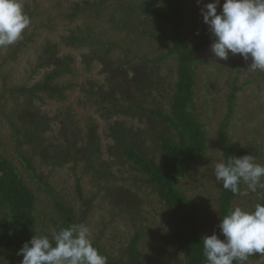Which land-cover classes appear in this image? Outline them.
Segmentation results:
<instances>
[{"label": "trees", "instance_id": "16d2710c", "mask_svg": "<svg viewBox=\"0 0 264 264\" xmlns=\"http://www.w3.org/2000/svg\"><path fill=\"white\" fill-rule=\"evenodd\" d=\"M109 6L110 11L107 13ZM39 7L35 3L25 5V13L33 18L39 14L37 13ZM62 15L71 20L85 16H93L99 20L105 15L110 27L102 32L98 31L97 25L89 22L85 28L61 35L60 41L45 42L43 54L59 58L62 45L78 48L98 44V49L86 55L88 68L94 57L108 55L114 48L121 47L128 53L134 54L135 58L142 59V66L136 74L133 88L125 89L120 85L116 89V96H110L91 87L87 97L88 102L96 106V111L107 121L115 116H124L142 121V124L147 123L145 122L147 117L154 122L155 128L151 130L152 134H149L145 127L136 130L125 125V120L123 122L114 120L115 123L110 125L108 136L114 139L118 144V150L131 162L132 169L139 174L135 175L134 184L136 186L139 182L146 184L158 199V205L150 210L145 206L146 201H137L133 204L118 182L119 180L127 182L130 178H119L112 172L108 163L100 161L98 124L94 119L88 120V126L83 133L84 139L88 142L83 155L70 157L84 163L82 173H92L93 183L98 188L97 192L87 198L83 195L81 177L75 178L76 197L73 199H77L79 208L73 205L72 198L67 193L58 197L50 192L51 188L45 181L47 176L36 171L33 157L27 150L23 152L17 149L19 157L33 177L40 182L41 188H46L50 192L48 198L54 206L40 207L36 189L33 190L28 185L7 152L0 147V264H20L23 257L17 253L36 233L50 235L53 229L59 230L72 224L88 225L96 210L95 198L101 193V196L110 203L107 210L110 214L109 218L112 219L110 222L126 221L120 229L113 226L112 230L107 232L108 227L104 224L98 226L99 231L96 236L90 234L94 246L107 257V264H154L153 259L158 254L164 255L165 252L171 251L173 253L170 264H207L202 245V238L205 235L199 226L200 209L194 195L182 188L181 180L201 164L209 145L206 125L200 118L201 114L196 104L198 95L196 68L198 64L203 63V59H197V55L211 42L209 29L206 30L208 39L190 43L189 37L194 35L195 31L194 29L191 31L187 22L190 14L185 6V0H82L81 4L74 3L71 12ZM44 27H48L47 24L37 25V29ZM121 31L137 35L138 38L144 39L147 36L160 42L166 41L169 46L164 54L149 60L147 56L135 53L132 45L127 46L124 40L117 41L111 37L114 32ZM170 56L176 57L177 79L171 96L170 111L166 112L159 107H147L145 101L151 98L153 88L166 79L159 75L157 68L162 60ZM70 57L67 59L72 61ZM68 60L48 71L43 81L34 87H16L15 90L32 94L33 91L40 90L47 93L50 98L60 99L57 96L62 94L63 90L55 80L68 72H74ZM128 63L131 64V61L129 60ZM137 64L131 65L132 68L139 70V67L135 66ZM112 67L113 63H110L106 70ZM241 89L242 85H236L235 81L227 96V112L218 129L224 161L231 156H244L252 145L243 150H236L227 132L235 110L237 94ZM1 100L0 93V106ZM69 124H65L63 132L66 135L68 133L71 140L72 131ZM45 126V118L42 117L17 124L16 128L19 132L15 134L18 142L16 147L26 142L31 144L34 142L33 139H37L39 146L46 149L41 135ZM148 142L151 143V147L146 146ZM144 143L145 148H151L154 152L153 156L146 154ZM74 147L75 145L72 144L67 153L72 152ZM243 186L244 184H241V191ZM239 197L240 194H233L220 186L217 198L218 213L211 235L214 232L219 235L220 219L228 214ZM248 203H251L252 208L256 203L264 204V195L253 202L247 201ZM146 223L149 226H146ZM149 229L152 232H149ZM119 233L126 237L120 244ZM146 237L149 238L148 241H145ZM105 241L109 244L106 245ZM116 245H120V254L113 256L108 246L113 249ZM145 246L148 247L147 253L144 252ZM263 257L264 255L257 253L250 256L247 262H257Z\"/></svg>", "mask_w": 264, "mask_h": 264}, {"label": "rangeland", "instance_id": "374dc122", "mask_svg": "<svg viewBox=\"0 0 264 264\" xmlns=\"http://www.w3.org/2000/svg\"><path fill=\"white\" fill-rule=\"evenodd\" d=\"M81 1L21 0L23 8L25 5L34 3L40 7L37 10L39 14L33 18L26 13L30 23L22 38L11 46L0 47V93L2 95L0 147L7 152L28 185L33 190L36 189L40 207L54 206V203L50 202L48 198L50 192H53L58 197L67 193L71 196L73 205L79 208L80 205L77 199H73L76 197L74 192L75 178L81 177L83 195L87 198L97 192L98 188L93 183L92 173H82L84 163L70 157L83 155L84 148L88 143L84 139L83 133L88 126V120L94 119L98 124L100 161L108 163L112 172L119 178H130V181L127 182L119 180V186L126 191L125 194L132 200L133 204L137 201H146V208L151 210L152 207H157L158 199L146 184L140 182L137 186L134 184L133 179L135 175L138 176L139 174L132 169L131 162L121 154L118 150V144L112 137L108 136V132L110 125L115 123L114 120L120 122L125 120V125L128 127L136 130L145 127V129H148L147 133L152 134L151 130L155 128L154 122H151L150 118L147 117V121L144 120L147 123L142 124V121L124 116H115L112 120L107 121L96 111L97 107L88 102L87 97L88 90L91 87H94L96 91H101L102 94L106 93L110 96H116V89L120 85H123L125 89L127 87L133 88L136 74L142 66V59L135 58L134 54L128 53L120 47L114 48L112 53L108 55L94 57L90 68H88L86 55L98 49V44L78 48L62 45L59 58L47 56L42 52L45 42L60 41L61 35H67L75 29L85 28L89 22L97 25L98 31H107L110 24L105 15L99 20H96L93 16L71 20L62 15L71 12L74 3L79 2L81 4ZM209 2H213V0H202L200 4L197 3V0H185V6L190 14L187 22L191 31L193 29L195 31V34L189 37L191 44L209 38L206 31L209 26L204 23L201 14V8ZM223 3L224 0H221L218 12L222 10ZM109 11L110 6L107 13ZM40 24H47L48 27L37 29V25ZM111 37L117 41L124 40L127 46L132 45V50L135 53L140 56L145 55L149 60L164 54L169 46L166 41L160 42L158 39L154 40L147 36L144 39L138 38L137 35L127 34L125 31L114 32ZM210 40L211 42L198 53L197 59H203V63L198 64L196 68L198 92L196 104L198 112L201 114L200 118L206 125L209 145L201 164L193 168L188 176L181 180L182 188L187 193L193 194L197 200L201 213L199 226L205 236L211 235L218 213L217 198L222 185L215 179L214 165L218 160H224L218 139V129L223 116L227 112V96L235 81L236 85H242V89L237 94L235 110L227 130L228 136L236 150L246 149L252 144L250 151L245 155L251 154L258 163L264 164V72L247 71L251 60L245 61L239 54L235 56L230 54L227 60H217L210 51L213 42L212 36H210ZM17 43L19 44L17 45ZM69 56L72 57V61L67 59ZM66 60H68V64L74 69V72H68L55 80L63 90V93L57 96L60 99L50 98L47 93L40 90L33 91V94L15 90L16 87H34L43 81L48 71L56 68ZM129 60L131 64L128 63ZM110 63H113V67L107 71L106 67ZM135 63H138L135 66H138L139 70L135 67L132 68ZM158 67L159 75L166 78L164 82L169 83H158L157 87L153 88L151 98L145 101V105L147 107H159L169 112L170 103L172 102L171 96L177 79L176 57L170 56L162 60ZM155 74L157 73L155 72ZM37 117L45 118L46 126L43 127L41 135L43 145L47 148L44 149L39 146L37 139H33L34 142L31 144L26 142L22 146L16 147L18 142H16L15 134L19 132V129L16 128L17 124L22 121L35 120ZM69 120L75 122L72 123ZM65 124H69L71 127V140L68 133L66 135L63 132ZM147 136L149 135L147 134ZM72 144L75 145L73 151L67 153ZM146 146L151 147V143H146ZM17 149L23 152L27 150L28 154L33 157L36 171L47 176L45 181L51 188L50 192L46 188H41L40 182L33 177L22 158L19 157ZM144 150L147 155H154L151 148H145V143ZM58 162L60 164L57 165ZM244 191H247L246 185L243 186L242 192ZM101 194L95 198L96 210L87 225L92 236L98 234L99 225L106 224L108 232L112 230L113 226L120 229L126 222L123 220L110 222L112 219L109 218L110 214L107 211L110 203ZM262 195H264V189H258L257 192L248 191L247 195H240L234 202L233 208L240 206L251 209L252 205L251 203L247 204V201L253 202L255 199L262 198ZM148 223L145 225L149 226L150 223ZM149 232H152L151 229H149ZM124 239L126 237L123 234L120 235L118 243L120 244ZM148 240L149 238L146 237L145 241ZM105 244L108 245L109 243L105 241ZM119 247L120 245H116L111 249L108 246V249L113 256H118L120 254ZM144 252H148L147 246H145ZM172 253L171 251L165 252L164 255L162 253L158 254L153 259L154 264H170ZM247 264H264V257L257 262L250 261Z\"/></svg>", "mask_w": 264, "mask_h": 264}, {"label": "clouds", "instance_id": "9594fccd", "mask_svg": "<svg viewBox=\"0 0 264 264\" xmlns=\"http://www.w3.org/2000/svg\"><path fill=\"white\" fill-rule=\"evenodd\" d=\"M220 4L221 0H213L201 8L213 38L211 53L217 60L239 54L245 61L251 60L247 71L264 72V0H224L218 12ZM29 23L21 0H0V47L15 44ZM214 175L233 194L264 189V164L251 154L218 160ZM241 184L247 191H241ZM218 228L219 235L214 232L202 238L207 264H247L250 256L264 255V204L229 209ZM17 254L23 257L20 264H107L83 223L53 229L50 235L36 233Z\"/></svg>", "mask_w": 264, "mask_h": 264}]
</instances>
